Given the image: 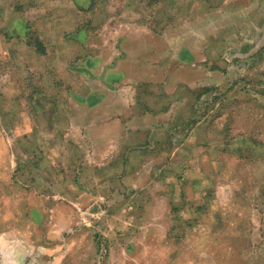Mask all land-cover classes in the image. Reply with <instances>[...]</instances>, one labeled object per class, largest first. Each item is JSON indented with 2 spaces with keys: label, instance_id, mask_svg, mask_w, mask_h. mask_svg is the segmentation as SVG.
<instances>
[{
  "label": "rangeland",
  "instance_id": "374dc122",
  "mask_svg": "<svg viewBox=\"0 0 264 264\" xmlns=\"http://www.w3.org/2000/svg\"><path fill=\"white\" fill-rule=\"evenodd\" d=\"M15 12L68 41L100 17L172 20L161 57L125 67L132 107L124 74L87 61L80 78L59 37L0 53L2 264H264V0H0V31L33 37Z\"/></svg>",
  "mask_w": 264,
  "mask_h": 264
},
{
  "label": "crops",
  "instance_id": "0c3cea01",
  "mask_svg": "<svg viewBox=\"0 0 264 264\" xmlns=\"http://www.w3.org/2000/svg\"><path fill=\"white\" fill-rule=\"evenodd\" d=\"M141 3H144L146 5L151 4V0H141ZM69 4V3H67ZM79 11V10H78ZM79 13V12H78ZM5 14H3L4 16ZM13 15H15L16 19H18L20 22H22L23 20H26V18H24L21 14L15 12ZM5 19H2L0 16V22H2L3 20L5 21L7 18L11 17L12 15H5ZM146 18V20H148L149 15H142L140 13H137L136 16H133L131 18V20L126 22V30H124L123 28H120V30L118 28H116V24H118L119 22L116 21L118 18L117 16L111 15L110 19H106V22L108 21V25L107 23H105L104 25L101 23V21L103 20L102 17L98 18L97 21H99V24L96 25V29L90 30L88 28H86V34L83 37L82 40H78V41H68L66 40V36H67V31L64 30L62 34H60V36H57L54 29H48V27H46L45 31H38L35 27L34 21L35 18L31 17L30 20L33 18V21L31 20L28 21L26 20L27 23V27L30 28L31 31H33L34 35L33 37H27V36H22L23 31L20 34L19 29H17V26H15L14 24L11 25V27L9 29L4 30L3 32L0 31V53H3V50L5 49H12L14 48L15 51L18 50V52H21L23 50L27 51V50H31V51H35L36 53V49H39V46H37L35 43H32L33 39L32 38H37L38 36L41 37L42 42L45 45V52H59L58 48H57V43L58 42H53L49 44V38L52 37H59V42L65 44L66 46H68L66 52H69L70 54L75 53V54H80V52H83L84 54L81 55V59L78 61L80 62L79 64L74 63V64H69L72 67H80L82 64H84V69H82L81 71H78L80 78L81 75L83 76L84 74L87 75V61H89L90 66L92 65H99L100 68L103 69V67L106 68H112L113 71H116L117 74H119V78L121 74H124L125 80H126V85H128L126 87V94H122L119 98V101H121V103L123 104H127V106L129 107L130 104H128V101H130L131 99H134V95L132 94L133 88H128L130 86H134L135 85V80H133V76L131 75L130 79H128L129 77L126 75L128 74V70L125 67H133V65L135 63H138V67L139 68H146L148 67L144 61H149L148 57L151 54H155V56H157L158 58H160V54L164 51V47L167 46V40L165 38L169 37L168 36V24L169 22L172 20V18H167L166 21L165 20V16L164 15H156L154 14L153 17L155 19V22L157 23V31H153L151 29V26L149 28L147 23H140L139 20H143L141 17ZM121 18H118V20ZM151 19V17H150ZM114 21H116L117 23H113ZM144 21V20H143ZM52 22H53V18H52ZM125 24V23H124ZM150 25V24H149ZM45 22H41L40 23V27H44ZM171 26V25H169ZM108 27V28H106ZM130 29V30H128ZM37 30V31H36ZM8 31V32H7ZM25 38V39H24ZM30 38V39H29ZM39 40V39H38ZM36 41V39L34 40ZM21 42V51L19 49L16 48L17 43ZM37 47L36 49L33 47ZM44 48V47H43ZM90 54H94V56L90 57ZM36 56H38V53L36 54ZM79 57V56H78ZM70 61H72L71 59H69ZM1 61V60H0ZM110 61V62H109ZM21 63L23 64V57L21 58ZM63 63V62H62ZM16 64H18L16 62ZM1 68V67H0ZM36 69L34 67H30V70ZM75 69V68H73ZM25 70V69H22ZM125 70V71H123ZM3 73V72H2ZM18 74V73H17ZM15 75L13 78H11L13 80V82H17L19 83V80L25 79L24 77L22 78L21 73L20 75ZM110 74V73H109ZM107 75L105 77V80H100L102 83L105 81V83H109V84H115L118 82L119 78L117 76H115V74L111 75ZM9 78H7L6 75L1 74L0 73V87L2 85H6L8 84V80ZM117 81V82H113L112 81ZM10 81V80H9ZM107 81V82H106ZM131 98V99H130ZM72 99V98H70ZM21 102V99H19ZM17 103V100H14ZM47 107H51V109L48 110L51 111L53 113L50 114H57L58 110H56V108H54L53 106H50V101L46 100ZM97 103H101V102H106L104 98H97L96 99ZM131 102V101H130ZM129 102V103H130ZM50 104V105H49ZM23 105V103H22ZM112 105V104H110ZM37 107V105H36ZM53 107V108H52ZM78 107V106H75ZM132 107V106H130ZM37 108H35V114L36 117L38 116L37 114ZM110 114H114L116 116L115 119V123L118 120H121V116L120 114H118V109L116 108H111L110 106V110H109ZM30 116H31V122L30 125H32L33 128V124L36 122V127H38V119L34 118L33 116V112H32V108L30 110ZM32 117L34 118V121H32ZM111 124V123H110ZM55 126H57L56 122H54V126L51 125V129L55 130ZM54 127V128H53ZM31 128V127H30ZM134 128V127H133ZM36 129V128H35ZM11 132L13 133H19L21 134V137L23 138V133H28L21 124L20 121L16 120L15 121V125L10 129ZM0 132H1V128H0ZM33 132V129H31V133ZM33 134V133H32ZM15 139L20 138L17 134H15ZM38 145V144H37ZM8 150V144L7 142H2L0 139V164L4 163V161L6 162H10L12 160L11 157L7 156L3 157L2 156V151L4 152V154H6ZM13 162V161H12ZM2 174V173H1ZM0 174V176H1ZM6 240V239H4Z\"/></svg>",
  "mask_w": 264,
  "mask_h": 264
},
{
  "label": "clouds",
  "instance_id": "9594fccd",
  "mask_svg": "<svg viewBox=\"0 0 264 264\" xmlns=\"http://www.w3.org/2000/svg\"><path fill=\"white\" fill-rule=\"evenodd\" d=\"M8 258H12V253L11 252H9L8 253ZM0 264H2V260H0ZM16 264H23V258L22 257H20V258H17L16 259Z\"/></svg>",
  "mask_w": 264,
  "mask_h": 264
}]
</instances>
